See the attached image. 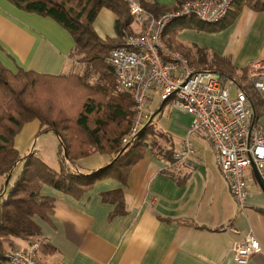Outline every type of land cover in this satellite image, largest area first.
Segmentation results:
<instances>
[{"label": "crops", "instance_id": "0c3cea01", "mask_svg": "<svg viewBox=\"0 0 264 264\" xmlns=\"http://www.w3.org/2000/svg\"><path fill=\"white\" fill-rule=\"evenodd\" d=\"M145 1L163 6L176 3ZM234 7L240 12L226 28L209 31L196 26L191 18L182 19L169 25L166 41L194 67L209 65L230 72L229 65L218 59L228 60L235 67L234 78L251 92L258 129L264 134V101L253 87L256 79L250 71L253 63L264 62V0H238ZM116 18L109 8L99 11L94 27L102 39L117 37ZM131 28L138 34L143 25L134 21ZM74 45L72 34L55 19L0 0V62L9 70L63 75ZM162 103L158 109L152 107L154 115ZM194 120L193 115L166 102L154 116L160 140H146L125 181L109 175L78 192L45 184L40 193L51 199V208L33 217L39 227L34 240L40 242V263L241 264L234 245L251 232L262 250L244 264H264V189L253 167L247 168L249 197L240 210L217 165L211 142L199 132L190 133ZM40 126L38 119L32 120L17 134L15 148L21 154L41 156L42 150L31 151L42 135H38ZM186 139L195 152L177 162L174 151ZM112 156L95 152L77 163L81 171L89 172L109 163ZM53 168L59 170V161ZM4 180L0 176V189L10 183ZM29 241L13 237L1 246L6 253L27 246Z\"/></svg>", "mask_w": 264, "mask_h": 264}, {"label": "trees", "instance_id": "16d2710c", "mask_svg": "<svg viewBox=\"0 0 264 264\" xmlns=\"http://www.w3.org/2000/svg\"><path fill=\"white\" fill-rule=\"evenodd\" d=\"M9 1L28 12L49 16L66 28L75 41L70 56L75 52L82 54L84 61L100 74V82L93 90L104 94L107 99L96 101L91 97L92 95H89L78 110L63 105L57 106L52 95L46 96L45 93L40 95L37 90L43 89V81L64 80L63 75L42 74L24 69L14 73L0 62V176L10 181L20 162L24 163V169L10 191L7 193L6 185L0 189V199L7 194L0 202V259L5 256L1 246L2 241L13 237L34 240L39 234V227L33 217L45 208H51L52 203L49 197L40 193L45 184L78 192L109 175L125 181L131 165L140 156L139 150L147 144L146 137L156 131L153 117L135 137L124 142L135 119V102L129 91H117L114 87L116 80L114 70L105 63L110 51L124 45L126 33L133 31L131 25L135 19L127 2L123 0ZM186 1L188 0H176L171 6L145 0H140L139 3L148 12L159 17L169 10L179 9ZM102 8H109L117 15L115 23L117 37L114 39L104 40L95 30L94 22ZM239 12L240 8L233 6L227 16L218 23H207L193 16L183 20L191 18L190 21L199 28L216 31L231 24ZM218 60L224 65H229L231 71L227 72L223 67L206 70H214L232 78L235 75L232 73L235 67L224 58ZM75 81L76 83L71 84L70 87L88 88L83 78H75ZM253 87L256 89L255 83ZM246 91L253 101L250 90L246 89ZM256 92L261 95L257 89ZM105 111H111L112 114L105 115ZM118 116L125 124L110 128L111 119ZM35 119L41 123L38 135L53 132L59 140V170L51 167L34 152L21 154L15 148L17 134L25 123ZM95 152L113 156L103 167L89 172L81 171L77 161Z\"/></svg>", "mask_w": 264, "mask_h": 264}, {"label": "built area", "instance_id": "2783aa9c", "mask_svg": "<svg viewBox=\"0 0 264 264\" xmlns=\"http://www.w3.org/2000/svg\"><path fill=\"white\" fill-rule=\"evenodd\" d=\"M123 1L129 4L135 21L143 25L140 33L126 35L124 45L113 48L106 57L118 87L129 91L135 102V119L124 142L135 137L154 117L152 91L156 90L162 101L194 116L190 133L199 132L211 142L238 208L244 209L249 197L247 168L254 163L264 179V134L258 129L253 101L234 77L197 69L166 41V30L173 22L193 16L218 23L236 0H188L179 9L159 17L138 0ZM250 71L264 100V62L253 63ZM194 152L193 143L186 139L173 157L182 162ZM39 249L40 242L30 240L27 246L6 252L0 264H41L37 258ZM261 250L258 238L251 232L234 245L236 260L241 264Z\"/></svg>", "mask_w": 264, "mask_h": 264}, {"label": "rangeland", "instance_id": "374dc122", "mask_svg": "<svg viewBox=\"0 0 264 264\" xmlns=\"http://www.w3.org/2000/svg\"><path fill=\"white\" fill-rule=\"evenodd\" d=\"M133 33L134 32L132 31V33H126V35H131ZM171 45L172 47H174L173 44ZM174 48L176 49V47ZM196 68L197 69H211L215 67H211L209 65L208 66L196 65ZM63 76L65 77V79L61 81H43L44 82L43 89H40L37 91L40 93V95H43V93H45L46 96L49 94L52 95V99L56 102L57 106L63 105L64 107L75 108L76 110L80 109L81 104L85 102L86 98H88L89 95H92L91 97L93 99L95 98L96 101H102V100L107 99V98L105 99L104 94H100L98 91L93 90L95 89V86H97V84L100 82V79H99L100 74L97 73L88 63L84 61L82 54H78L75 52L74 54L70 56L69 68L63 74ZM235 76L236 74L233 77ZM71 78H74V79L71 80ZM75 78H83L86 84L88 85V88L86 87L76 88L77 86L70 87L71 84L76 83ZM114 87H116L118 92L125 91V90L120 89L117 86L116 80L114 81ZM71 89H74V91H72ZM232 91L234 94V87L232 88ZM158 96L159 95L156 93V90L152 91V97H153L152 107H154L155 109H158V105L161 103V100L159 99ZM106 114L111 115L112 112L105 111V115ZM102 115H103V112H102ZM105 119H108V118H105ZM111 122L112 123H111L110 128L116 127V125L118 127V125L120 124L121 125L125 124V122L121 120L119 116L111 119ZM158 135L159 133L153 132V134L148 135L146 139L147 141H149V143L153 142L154 140L155 141L160 140L159 139L160 136ZM58 144H59V140L55 133L50 132V133L42 134L36 139V142L32 146L31 151L42 150V154L40 153L41 155L40 157H42V159H44L49 165L53 167L54 166L57 167L58 166V159H57ZM23 169H24V163L20 162V164L17 166L14 172L12 179L10 180V183L6 184L7 193L10 191L11 187L13 186L15 182V179L18 177L19 174L22 173ZM4 182L6 183V179L4 180Z\"/></svg>", "mask_w": 264, "mask_h": 264}, {"label": "water", "instance_id": "95a60500", "mask_svg": "<svg viewBox=\"0 0 264 264\" xmlns=\"http://www.w3.org/2000/svg\"><path fill=\"white\" fill-rule=\"evenodd\" d=\"M165 104H166V101H163L162 106L159 108V111H158V112H160V111L162 110V108L164 107ZM158 112H157V113H158ZM157 113H155V115H156ZM155 115H154V116H155ZM252 167H253V169H254V171H255L256 179H257L258 183H259L260 186L264 189V179H263L262 176L260 175V173H259V171H258V169L256 168V166H255L254 163H252Z\"/></svg>", "mask_w": 264, "mask_h": 264}]
</instances>
